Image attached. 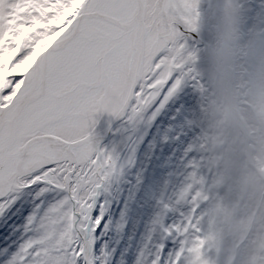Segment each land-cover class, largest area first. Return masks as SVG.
Instances as JSON below:
<instances>
[{
  "label": "snow or ice",
  "instance_id": "1",
  "mask_svg": "<svg viewBox=\"0 0 264 264\" xmlns=\"http://www.w3.org/2000/svg\"><path fill=\"white\" fill-rule=\"evenodd\" d=\"M199 20L198 0H0V212L36 185L64 193L35 207L0 264H93L94 200L116 166L90 140L93 116L135 114L195 80ZM190 178L170 264L201 243L204 180Z\"/></svg>",
  "mask_w": 264,
  "mask_h": 264
},
{
  "label": "clouds",
  "instance_id": "2",
  "mask_svg": "<svg viewBox=\"0 0 264 264\" xmlns=\"http://www.w3.org/2000/svg\"><path fill=\"white\" fill-rule=\"evenodd\" d=\"M207 29L198 150L211 176L200 185L201 243L189 264H264V29L242 31L232 0ZM113 171L118 177L123 166ZM244 239L250 249L238 252Z\"/></svg>",
  "mask_w": 264,
  "mask_h": 264
},
{
  "label": "rangeland",
  "instance_id": "3",
  "mask_svg": "<svg viewBox=\"0 0 264 264\" xmlns=\"http://www.w3.org/2000/svg\"><path fill=\"white\" fill-rule=\"evenodd\" d=\"M224 3L225 0H198L200 11L199 30L196 36L188 41V46H192V50H196L202 46L205 48L206 42L209 39L208 20L218 12L220 6ZM232 3L237 11L238 22L242 31L264 29V20L260 19L262 9L264 8V0H232ZM203 53L204 50L197 54V60L193 65L195 74L200 77H202ZM161 95L143 110L135 114L130 112L127 116L122 117L119 121V128L116 130L118 133L112 140L108 141L109 146L107 145L105 149L104 147L100 149L105 154L111 155L118 166H120L122 157L126 152L125 150H127L134 137L140 131L143 118L156 105ZM93 120L94 123L90 129V134L96 135L95 133L97 132L101 133L95 130L99 129L98 125L102 120L101 112L94 114ZM106 130H104V133L107 132ZM191 134L193 135L194 132H182L178 134L174 145L178 148L180 142L183 143L186 139H189L188 137ZM99 136L96 135L92 139L90 138L94 147L98 144L96 140ZM108 138L110 137L108 136ZM194 143L195 141H191L193 147H187L185 150V154L191 156L188 165H183L184 162L180 159L181 157L177 156L180 154L177 148L170 154L167 165L164 164L161 167L157 165V169L155 167L153 171V163L150 162L149 168L146 171H142L144 172L143 183H146L151 175L152 180L161 181L157 185L159 188L149 190L148 187L149 191L145 192L148 198L139 196V198L130 203L131 208H123L122 196L115 191V187L118 185L116 183L117 180H124L123 173L118 177H110L98 190L92 213L93 218H100V224L92 234L93 264H170V261L175 256L176 249L178 250L180 246L181 239L173 229L184 222L185 217L191 209V204L188 201H180L178 194L189 182L190 174L193 172L197 176L202 177L205 183H207L211 176V173L203 167L202 155L199 150L194 149L196 147ZM142 147L143 143L140 147L137 146L134 151L135 158H138V153H142L140 151ZM139 162L140 160H135L134 164L128 162V165H132L134 170H137L136 165ZM182 168H184L183 172ZM180 173H186L188 176L182 177ZM175 174L180 175L176 177ZM106 186L111 191L105 193L103 197L100 191ZM56 193H59L62 197L64 195V193L55 190H49L38 195L35 200V207L38 204L47 206L52 203L53 196ZM102 197L106 202L105 209L99 211L98 204L103 200ZM21 200L23 199L19 201ZM26 203H23V207H19L17 203L13 204L11 208V211L14 210L13 215L1 221L0 252L9 254L14 252L25 238L24 230L27 218L33 213V211L30 212L28 210L29 207ZM122 209H126L125 215L123 214V221L119 220L118 215L122 212ZM171 244H176L174 251L170 249ZM234 246L238 252H246L250 249V243L247 239L236 242Z\"/></svg>",
  "mask_w": 264,
  "mask_h": 264
},
{
  "label": "bare ground",
  "instance_id": "4",
  "mask_svg": "<svg viewBox=\"0 0 264 264\" xmlns=\"http://www.w3.org/2000/svg\"><path fill=\"white\" fill-rule=\"evenodd\" d=\"M263 9L260 17L261 20H264ZM191 47L192 46H188L189 50H192ZM196 50L194 51L198 54L204 50V47H198ZM195 77V80L191 78H183L180 85L177 86L171 95H168L166 91L161 95L156 105H154V107L147 112L145 118H143L142 127L139 129L140 131L136 137H134V140L130 143L127 150H125L126 152L120 162V166H123L122 173L124 180L118 179L116 182L118 185L115 187V191L118 192L117 194L122 196V205H124L123 208H131L132 206L130 203L136 200V198H139V196L148 198V195L145 192L152 190V188H159L157 185H159L161 181L157 182L156 180H152L151 175L149 176L148 181L143 183L144 172L142 171H146V169L149 168L150 162L153 163V171L157 165L160 167L164 164L167 165L170 154L174 152L175 148H177L174 143L178 134L182 132H194L193 135L191 134L192 136L190 135V137H188L189 139H186L184 142L182 141L183 143L180 142L178 145L177 149L180 154L177 156L181 157L180 159L184 162L183 165H188V161L191 158L189 154H185L187 147H193L191 141H195L194 146L196 147L194 149L198 150V141L200 139L199 135L202 134L200 132L204 129L201 100L203 78L197 74H195ZM165 97L167 98L165 99ZM130 112V109L125 110L122 117L127 116ZM101 114L102 120L98 125L99 129H95L101 132L95 133L97 136L100 135L96 140L98 144L95 147L99 150L103 147L105 149V146L107 145L109 146L108 141L112 140L118 133L116 130L119 128V121L121 120L120 118L119 121H117L118 123L115 122L111 127L107 128V125L111 122L110 120H112L114 115L108 112H101ZM104 130L107 132L104 133ZM108 136L110 138H108ZM142 143L143 147L140 150L142 153H138V158H135L134 151L137 146L140 147ZM135 160H140V162L136 165L137 170H134L132 165H128V162H130V164H134ZM183 169L184 168L181 169L182 172L184 171ZM180 174L182 177L188 176L186 173ZM180 174L175 175L176 177H179ZM162 176L164 177V175ZM108 186L103 187L100 191L103 197L105 196V193L111 191ZM40 188L41 186L36 185L32 188L20 191L16 195L14 202L0 212V223L2 224L1 221L6 217L8 218V216L13 215L14 210L11 211L13 204L17 203L19 207H23V203L27 202L26 204L29 207L28 210H30V212L34 211L35 200L38 195L42 194L40 192ZM53 197L52 203L62 198L59 193H56ZM103 197V200H101L98 204L99 211H103L105 209L106 202ZM20 199L23 200L19 201ZM125 210L126 209H122V212L118 214L119 220L121 221L124 220L123 217L125 215ZM170 249L171 251H174L176 249V244H171Z\"/></svg>",
  "mask_w": 264,
  "mask_h": 264
},
{
  "label": "water",
  "instance_id": "5",
  "mask_svg": "<svg viewBox=\"0 0 264 264\" xmlns=\"http://www.w3.org/2000/svg\"><path fill=\"white\" fill-rule=\"evenodd\" d=\"M123 113L120 115H114L112 120H110L111 122L107 125V128L111 127L113 125V123L119 121L120 118H122ZM94 136V134H90V138L92 139V137Z\"/></svg>",
  "mask_w": 264,
  "mask_h": 264
}]
</instances>
